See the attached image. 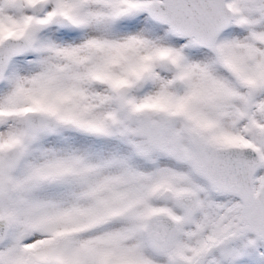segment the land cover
<instances>
[{
	"label": "snow or ice",
	"instance_id": "6c2138e0",
	"mask_svg": "<svg viewBox=\"0 0 264 264\" xmlns=\"http://www.w3.org/2000/svg\"><path fill=\"white\" fill-rule=\"evenodd\" d=\"M0 264H264V0H0Z\"/></svg>",
	"mask_w": 264,
	"mask_h": 264
}]
</instances>
